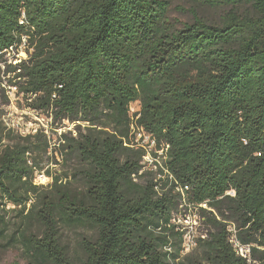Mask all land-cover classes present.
<instances>
[{
  "label": "trees",
  "instance_id": "16d2710c",
  "mask_svg": "<svg viewBox=\"0 0 264 264\" xmlns=\"http://www.w3.org/2000/svg\"><path fill=\"white\" fill-rule=\"evenodd\" d=\"M4 78L65 129L17 133L0 106V207L27 213L12 237L26 264H264V0H0ZM135 130L164 151L166 183L147 179ZM182 201L208 228L185 256Z\"/></svg>",
  "mask_w": 264,
  "mask_h": 264
},
{
  "label": "rangeland",
  "instance_id": "374dc122",
  "mask_svg": "<svg viewBox=\"0 0 264 264\" xmlns=\"http://www.w3.org/2000/svg\"><path fill=\"white\" fill-rule=\"evenodd\" d=\"M171 18L174 22H179L181 24L191 22L193 20V14L190 10V6L184 3L173 4L171 10ZM200 14L204 16H211L210 13L200 10ZM10 64L16 65L25 61L29 58L28 55V45L26 40L17 49L11 50V52L6 56ZM9 99L8 104H4L5 98ZM26 99L21 95L18 96L17 88L8 85V80L4 78L0 82V106L5 112L3 121L4 124L15 130L17 133L28 135L35 134L39 130H45L46 133L53 139V143L58 144L57 139L64 132V128H60L53 131V121L52 118L31 110L27 106ZM131 115L139 112L141 110V104L139 102L133 103L131 105ZM75 125H70L69 129H74ZM132 147L143 148L148 152V155L144 158V171H148L150 174L147 179H155V182L162 179L165 183L167 178L161 175L159 167L156 163L163 166L164 151H158L157 144L154 139L143 132L142 130H135L131 136ZM157 155V156H156ZM158 157V158H156ZM58 161L60 165H52L51 168L54 173H60L63 170V160L58 155ZM52 182V179L48 176L41 174L38 175L35 181L36 185L48 186ZM163 183V185L165 184ZM171 188V184L168 185L167 190ZM178 191V190H176ZM188 202L182 201L177 210L173 213V225L176 227V232H180L184 235V243L182 246L181 255L185 256L194 252L196 248V241L199 238H205L208 233V228L202 224L201 219L194 209V207L187 204ZM205 207V206H204ZM27 214V213H26ZM26 214H22L18 209L12 205H8L5 209L0 207V220L5 222L9 226V231L6 233L5 238H0V264H26L22 257V246L16 243L18 235L21 230H23L24 218ZM36 225L34 224L33 229ZM64 234V229L62 230ZM82 230H72L65 232V239L71 244L73 249H76L77 240L79 239ZM13 239V240H11ZM64 239V238H63ZM235 243V242H234ZM238 247V244L235 243ZM178 250V245L173 250V253ZM239 252L243 256L249 255L248 248L240 247Z\"/></svg>",
  "mask_w": 264,
  "mask_h": 264
},
{
  "label": "built area",
  "instance_id": "2783aa9c",
  "mask_svg": "<svg viewBox=\"0 0 264 264\" xmlns=\"http://www.w3.org/2000/svg\"><path fill=\"white\" fill-rule=\"evenodd\" d=\"M22 24H24V22L22 21ZM24 40H26V39H24ZM12 50H13V48H12Z\"/></svg>",
  "mask_w": 264,
  "mask_h": 264
}]
</instances>
